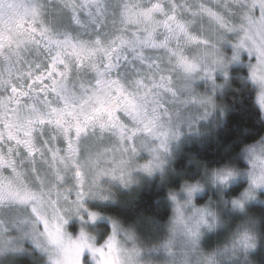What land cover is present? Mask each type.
I'll list each match as a JSON object with an SVG mask.
<instances>
[{"label":"snow or ice","instance_id":"6c2138e0","mask_svg":"<svg viewBox=\"0 0 264 264\" xmlns=\"http://www.w3.org/2000/svg\"><path fill=\"white\" fill-rule=\"evenodd\" d=\"M228 33L239 34L232 60L255 54L251 79L264 82V0H0V252L27 237L53 247V264H81L85 249L104 264L115 226L103 248L65 243L68 206L83 208L105 173L126 182L141 150L152 158L140 168L160 166L180 127L208 114L193 82L226 67ZM105 139L113 147L98 150Z\"/></svg>","mask_w":264,"mask_h":264},{"label":"clouds","instance_id":"9594fccd","mask_svg":"<svg viewBox=\"0 0 264 264\" xmlns=\"http://www.w3.org/2000/svg\"><path fill=\"white\" fill-rule=\"evenodd\" d=\"M222 61L226 67L217 64L213 73L217 70L225 71L233 60L232 58L231 60H225L223 54ZM252 81L259 87L257 103L260 105L258 97L264 94V82ZM197 93L206 97L209 96L199 91H197ZM210 97L212 102L208 105L209 112L218 107L212 96ZM261 145H264V136L253 143L245 145L243 154L244 159L249 165V168L246 170H241L229 162H225L219 167L212 168H208L207 164L201 163V167L203 168L202 179H197L195 181L184 180L179 190H169L168 199L171 201L173 208L172 215L165 225L166 235L153 242L151 245H146L140 239L134 225H124L120 220L111 217L110 222L112 230L108 236L113 234V226H115L118 237L111 257L104 262V264H234V261L237 260H239L240 264H251L248 259V253L253 251L259 243V218L249 213L247 206L252 200L258 198L257 189L264 187V184H253L249 173L253 171H255L257 175L264 173V151L261 150ZM164 153L165 152L160 155V166L163 163ZM160 166L156 167L153 165L150 171H145L133 161L126 169V172L130 174L126 177V182L122 183L117 178L118 173L117 177L105 173V175L101 176L87 187L85 198L98 199L101 201L109 199L114 200L117 198L116 193L110 186L101 184V178L106 176L111 177L114 180H118L122 185L128 186L129 184L136 183L132 177V173L135 170L139 169L151 175L152 172L159 169ZM242 174L247 175L249 183L238 195L230 198V210L244 214L245 218L238 222L237 225L228 232L224 240L215 244L210 249H205L201 244L205 235L202 229H205L207 232H215L218 229L226 228L227 221L216 208L215 205L217 201L210 198L203 205L197 206L194 203V194L202 192L206 187V183L211 184L213 187L221 186L226 188L231 181ZM181 193L183 194V198H181ZM173 197H175V199H173ZM220 200L225 203L229 202L224 197L223 191L220 192ZM82 204L83 208H76L71 205L68 206L64 221L61 224L64 242L71 243L84 240L86 242V247L88 245L94 248L105 247V241L108 236L102 245L97 246L96 233L89 232L86 228L82 227L77 238L73 239L65 230L64 226L67 223L66 217L71 218L72 216H78L83 220V216H81L82 209L88 213L95 212L88 210L83 201ZM189 209H191V211H188ZM95 213L97 217L101 215L99 212ZM96 219L92 220L88 218L84 221V224L94 223ZM45 247L47 250L40 249L48 254L50 264H53V259L57 258V252L52 246L46 245ZM4 253L6 252H0V255ZM160 253H163L164 258L161 260L154 259V256ZM93 258L96 260V264H102L101 257L97 256Z\"/></svg>","mask_w":264,"mask_h":264},{"label":"rangeland","instance_id":"374dc122","mask_svg":"<svg viewBox=\"0 0 264 264\" xmlns=\"http://www.w3.org/2000/svg\"><path fill=\"white\" fill-rule=\"evenodd\" d=\"M255 14L258 15V10L256 11ZM238 35H239L238 33H228L227 39L224 42H221L219 44L220 50L224 54L225 60H231L234 54V51H235L233 45L236 43ZM255 63H256L255 54H252L250 56L246 49H241L239 60H233L228 65L225 71H220V70L215 71L213 73V79H209L203 73H199L198 75L201 78L194 80L193 88L202 94L212 96L215 104L218 105V107L208 112V114L204 116L203 118L196 120V122L193 123L192 125L190 126L182 125L180 127V135L177 138L170 140L168 142L167 151L163 155V163L161 164L160 168L152 172L151 175L145 173L142 170L137 169L132 173V177L134 178L136 183L129 184L128 186L122 185L118 180H114L111 177L106 176V177L101 178V181H100L101 184L110 186L116 193L117 198L114 200L109 199V200H104V201H101L98 199H92V198H85L83 200V203L86 206V208L90 211L99 212L101 215L97 217L94 223H88V224H84V221L88 219V212L84 211L83 209L81 210V216H83V220H81V218L78 216H72L71 218L66 217L67 223L65 224L64 227H65V230L71 235V237L73 239L77 238L81 228L84 227L89 232L96 233L97 235L96 245L97 246L102 245L112 230V226L110 222V218L112 216L108 212H104V209L102 210L99 207L109 205L111 203H116L117 201L123 200L125 198V195L129 194L133 188L140 187L143 182L148 181L149 179L159 177V179H161L163 182L171 181L172 176L177 174V172L175 173V170L173 168L174 161L182 153L183 145L186 142L194 140L201 133L204 134L206 133L205 131L215 128L220 123L219 120H221L224 117L227 107L223 99L221 98V96L224 95V93L230 87L229 84L231 81V77L233 75L231 69L233 67L242 66L248 69V74H249L248 80L251 82V84L256 90V100H257V93L259 91V87L250 78V68ZM225 72L227 73V76L225 75ZM196 111L200 112L201 114H203L204 112L203 109H199V108H197ZM262 112L264 115V109H262ZM113 143H114L113 141L105 139L104 141L99 142L97 144V148L98 150H101V151H103L104 149H111L113 147ZM111 155H112L111 152H109L108 153L109 158L111 157ZM151 158L152 157L149 152L141 150L135 156L134 162L139 166V165H143ZM240 159L245 164V166L241 167L237 163L233 165H235L237 168L241 170L248 169L249 165L247 161L244 159L243 151L241 153ZM102 166L104 168H110L112 165L107 162L102 161ZM198 170L200 172L196 178L185 179L183 177L181 184L183 183L184 180L195 181L197 179H202L203 178L202 177L203 168L201 169L199 168ZM198 170H195V171H198ZM4 171H5V174H9L10 172V170H7V169H5ZM195 171H194V174H195ZM239 182H245L246 183L245 187H247L249 183L247 175L246 174L240 175L235 180L231 181L229 186L226 188H223L221 186L213 187L211 184L206 183V187L202 192H198L194 194V203L197 206L203 205L210 198L212 200L217 201L215 206L220 211L221 215L227 221L226 228L218 229L215 232H207L205 229H202V231L205 232V235L201 241V244L205 249L212 248V247L210 248H206V247L211 246V244L214 241L221 239V236L224 235V232L222 233V230H225V233H227L226 235H228V232L231 230V228L232 227L234 228L238 222H240L241 220L245 218L244 214H241L239 212H233L230 210L231 209V205H230L231 197L228 195V191L232 185L239 183ZM181 184L177 188H175V190H179L181 187ZM221 191H223L224 197L229 201L228 203H225L220 200ZM257 193H258V198L255 200H252L247 206L249 213H252V205L254 203H258V202L264 203V187L257 189ZM74 197H75V193L73 192L72 195L70 196V199H74ZM181 198H183L182 193H181ZM170 204H171V213H170V216H171L172 208H173L171 201H170ZM188 211H191V209H189ZM123 224L127 225L126 223H123ZM165 225H163L160 228L159 233L157 234H152L151 236H148V237L147 236L140 237L142 234L149 233L155 227L154 226L148 227L145 224H142V226L141 225L139 226L138 223L134 224L136 232L139 234L140 239L146 245H151L153 242L157 241L158 239L166 235ZM40 227L42 230L43 226L41 225ZM8 235L16 236L17 232L15 229H11ZM19 243H20V248L18 251H8L4 253L3 255H0V264H16V261L18 260V258L21 257V255L25 253H34V252H36L40 257H42L44 264H50V261L48 259V254L44 252L43 250H41L40 248L36 247V245L32 242L30 238L25 237ZM261 246H262V243L260 242V239H259V243L257 247L253 251L248 253V259L251 262V264H254V263L256 264V257L258 255L259 250L261 249ZM163 258H164L163 253H160L154 256V259H157V260H161ZM81 264H96V260L93 258L92 253L88 249H85L82 252ZM234 264H240L239 260L234 261Z\"/></svg>","mask_w":264,"mask_h":264},{"label":"trees","instance_id":"16d2710c","mask_svg":"<svg viewBox=\"0 0 264 264\" xmlns=\"http://www.w3.org/2000/svg\"><path fill=\"white\" fill-rule=\"evenodd\" d=\"M231 70L233 75L230 87L228 86L227 91L221 96L227 107L224 117L219 120L220 123L215 128L205 131L204 134L201 133L194 140L183 145L182 153L174 161L173 168L177 174L172 176L171 181L163 182L159 177L149 179L140 187L133 188L123 200L119 199L120 201L99 207L100 209H104V212H108L127 225L138 223L139 226L142 224L148 227L154 226L155 228L149 233L140 236L148 237L159 233L160 228L165 225L170 216L169 190L177 188L183 177L196 178L200 172L198 169L202 168L201 163L207 164L208 168L221 166L225 162L245 166L240 159L241 153L245 145L264 136V115L256 100V90L248 80V69L236 66ZM245 186V182L232 185L228 195L230 197L238 195ZM252 214L259 218L262 243L256 257V264H264V203H254ZM223 232L221 239L213 240L211 246L206 248L213 247L224 240L227 233L225 230H222ZM16 264L44 263L42 257L34 252L21 255Z\"/></svg>","mask_w":264,"mask_h":264}]
</instances>
